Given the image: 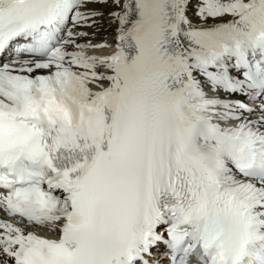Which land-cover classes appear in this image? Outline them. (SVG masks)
<instances>
[{
	"label": "snow or ice",
	"instance_id": "1",
	"mask_svg": "<svg viewBox=\"0 0 264 264\" xmlns=\"http://www.w3.org/2000/svg\"><path fill=\"white\" fill-rule=\"evenodd\" d=\"M5 53L0 264H264V0H0Z\"/></svg>",
	"mask_w": 264,
	"mask_h": 264
},
{
	"label": "bare ground",
	"instance_id": "2",
	"mask_svg": "<svg viewBox=\"0 0 264 264\" xmlns=\"http://www.w3.org/2000/svg\"><path fill=\"white\" fill-rule=\"evenodd\" d=\"M96 7H100V5H96ZM105 11V16L103 18H101V23L97 26L98 27V31L97 29H87V31L92 32V31H97V35L95 37V40L93 41L94 43L96 42H100L102 40L105 39V37L107 35L111 36L112 39H110V41H115V25H109L108 23V17H107V8H104ZM190 15H192L191 9L189 12ZM193 19L195 20V17H193ZM114 44V42H113ZM90 52H93L95 54H105L107 51H110V49H90Z\"/></svg>",
	"mask_w": 264,
	"mask_h": 264
},
{
	"label": "rangeland",
	"instance_id": "3",
	"mask_svg": "<svg viewBox=\"0 0 264 264\" xmlns=\"http://www.w3.org/2000/svg\"><path fill=\"white\" fill-rule=\"evenodd\" d=\"M108 40V42L110 43L109 37L106 38ZM110 39H112V37H110Z\"/></svg>",
	"mask_w": 264,
	"mask_h": 264
}]
</instances>
